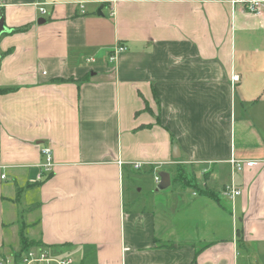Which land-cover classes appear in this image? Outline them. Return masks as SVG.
Segmentation results:
<instances>
[{"label": "crops", "instance_id": "1", "mask_svg": "<svg viewBox=\"0 0 264 264\" xmlns=\"http://www.w3.org/2000/svg\"><path fill=\"white\" fill-rule=\"evenodd\" d=\"M262 1L0 0V251L23 231L73 264H264ZM179 165L220 204L179 189L134 208L127 178L159 193Z\"/></svg>", "mask_w": 264, "mask_h": 264}, {"label": "built area", "instance_id": "2", "mask_svg": "<svg viewBox=\"0 0 264 264\" xmlns=\"http://www.w3.org/2000/svg\"><path fill=\"white\" fill-rule=\"evenodd\" d=\"M233 4H241L245 7L246 11L250 14L258 15L260 13V6L262 5V0H232ZM42 13H45V10H41ZM126 46H118L112 52L109 57V62H114L120 53L126 52ZM234 83L239 81V76L234 75L232 77ZM42 155L46 157V164L44 168L46 171H51L53 168L52 154L49 148H43L41 150ZM231 164L236 171L244 170V163L236 160H231ZM248 166L253 165L252 162L247 163ZM140 165H136V168ZM156 184L160 183V176H155ZM224 194L231 200L238 197L241 194V191L236 189L234 186L226 187ZM0 264H73L71 259H56L51 257L43 247L31 248L22 253L13 252L6 253L0 251Z\"/></svg>", "mask_w": 264, "mask_h": 264}, {"label": "rangeland", "instance_id": "3", "mask_svg": "<svg viewBox=\"0 0 264 264\" xmlns=\"http://www.w3.org/2000/svg\"><path fill=\"white\" fill-rule=\"evenodd\" d=\"M172 176H173V178L176 177V179H177V178H182L183 175H180V171H179V169H177L175 172V176H174V174ZM186 176L189 179H192L191 171H189V170L186 171ZM200 178H201L200 182H202L203 178L201 176H200ZM125 187H126V191H128V193H130L131 199L133 197H135L137 199V201L133 205L134 208H136V209H141L143 207L152 208L153 196L159 195L160 193H161V195H166V194L170 193V191H173L174 193H175V191H177V193H178L182 189H184V192L188 193V194H191V192H192V189L189 187H186L180 180L179 181L175 180L174 184L170 188L163 190L162 192L159 191V193H155V192L153 193L152 192L153 191L152 178L144 172H141L140 175L138 174L131 179L127 178L126 183H125ZM212 189L216 190L217 188L212 187ZM129 199L127 200L126 203L128 204L129 207H131L132 202H130ZM179 207L180 208L178 211H181V212L180 213L178 212L176 214V216L172 219V220L180 221V222H177L178 227L184 222L185 205L179 206ZM131 208H133V207H131ZM29 240L36 241V240H32V239H29ZM20 247H21V238H20Z\"/></svg>", "mask_w": 264, "mask_h": 264}, {"label": "trees", "instance_id": "4", "mask_svg": "<svg viewBox=\"0 0 264 264\" xmlns=\"http://www.w3.org/2000/svg\"><path fill=\"white\" fill-rule=\"evenodd\" d=\"M27 28H20V29H16V31L14 32H23L26 31ZM14 89L12 88H0V96L8 94L10 92H13ZM180 171V175H183L182 178H177L176 177L172 180V182H174L175 180L177 181H181L186 187H189L193 190H195V192H197L200 196H205L208 197L209 199H211L212 201L216 202L217 204H220L221 202V198H220V193H222V191L218 192V191H214V190H210L208 188H203L201 187L197 181L195 177H192V179H189L186 176V169L179 165L178 168ZM225 191V189H223V192ZM238 237H239V242L242 241V237H241V233L238 232ZM20 238H21V247L19 253H22L24 251H27L31 248H37V247H42V243L40 241H31L29 240L25 235L24 232L22 231L20 233ZM205 249V247L197 250L196 252V258L197 256H199V254ZM196 258L194 260V263L196 261Z\"/></svg>", "mask_w": 264, "mask_h": 264}, {"label": "water", "instance_id": "5", "mask_svg": "<svg viewBox=\"0 0 264 264\" xmlns=\"http://www.w3.org/2000/svg\"><path fill=\"white\" fill-rule=\"evenodd\" d=\"M5 32H6V29L3 25V22L0 21V36ZM173 157L175 159L180 158V153H179V149L177 146H174ZM159 175H160V183L156 187V192L166 190L171 184L169 173L161 172Z\"/></svg>", "mask_w": 264, "mask_h": 264}]
</instances>
